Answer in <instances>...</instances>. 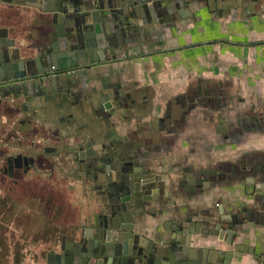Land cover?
Returning a JSON list of instances; mask_svg holds the SVG:
<instances>
[{
    "label": "crops",
    "instance_id": "1",
    "mask_svg": "<svg viewBox=\"0 0 264 264\" xmlns=\"http://www.w3.org/2000/svg\"><path fill=\"white\" fill-rule=\"evenodd\" d=\"M164 8L172 15L138 7L126 32L98 29L96 67L82 78L85 83L71 84L70 77L60 75L59 87L71 85L72 104L43 124L61 128L60 137L69 144H114L128 158L163 159L171 175L155 178V201L136 223L143 235L174 236L183 244L185 230L194 231L189 248L212 262L264 264V180L215 183L192 172L195 164L209 169L221 155L236 158L264 150V0H168ZM22 9L17 17L1 16L0 26L14 28L17 42L35 48L37 56L44 45L41 36L55 27L38 19L40 9ZM235 108L255 122L246 120L249 124L238 128L231 120L241 115L234 114ZM105 114H110L108 121ZM228 134L248 138L243 149L238 145V154L234 145L242 141H224ZM147 161L161 169L157 161ZM178 163L190 178H175ZM95 184L84 187L86 220L61 239L56 253L65 242L76 251L86 231L92 234L89 228L103 213L105 196V187L101 193ZM47 253L40 264L47 262ZM233 254L239 256L228 262Z\"/></svg>",
    "mask_w": 264,
    "mask_h": 264
},
{
    "label": "flooded vegetation",
    "instance_id": "2",
    "mask_svg": "<svg viewBox=\"0 0 264 264\" xmlns=\"http://www.w3.org/2000/svg\"><path fill=\"white\" fill-rule=\"evenodd\" d=\"M28 4H39L37 0H0V17L3 15L17 17ZM40 20V15L38 16ZM44 22V21H43ZM14 28L0 26V178H9L17 182L20 178H70L84 183L95 182L94 189L104 192L105 182L118 178V169L125 163H132L139 169V178H170L169 168L164 166L163 159L146 157L140 161L128 158L123 151L112 145L101 147L86 141L69 144L65 137H60V130L53 122L46 127L51 113L61 108H68L74 96L71 85L58 86L60 75L70 77L71 84L81 83L85 75L94 68L81 65H67L61 69L48 64L27 66L16 63L15 71L5 63L10 55L21 56L30 46L20 45L13 36ZM53 32V31H51ZM51 38V33L48 35ZM98 35V39H101ZM94 41V40H93ZM92 43V41H91ZM31 73V75L29 74ZM26 74V80L44 77L49 85L47 92L34 87L33 81L25 85V78H16ZM83 74V75H80ZM81 77V78H80ZM32 79V80H33ZM32 83V84H31ZM72 108V107H71ZM110 114H105L108 117ZM109 125V124H108ZM238 141L239 135H224V141ZM230 141V142H231ZM117 146V145H115ZM157 161L161 169H154L147 160ZM122 163V165H120ZM127 165V164H126ZM175 178H190L178 163ZM107 169H110L108 172ZM196 178H210L215 183L225 178H262L264 180V150H255L236 158L225 155L206 169L200 165L193 166ZM158 170V171H156ZM190 170V169H189ZM131 172L128 178H138ZM179 173V174H178ZM173 175V174H172ZM85 189V188H84ZM255 193V192H254ZM156 193L153 195L155 198ZM258 192L256 197H260ZM262 202L257 203L262 206ZM62 236L61 239H67ZM54 249L47 253L46 258ZM46 259V260H47Z\"/></svg>",
    "mask_w": 264,
    "mask_h": 264
},
{
    "label": "water",
    "instance_id": "3",
    "mask_svg": "<svg viewBox=\"0 0 264 264\" xmlns=\"http://www.w3.org/2000/svg\"><path fill=\"white\" fill-rule=\"evenodd\" d=\"M37 1L39 4H28V7L40 9L38 15L44 23L55 28H50L53 31L50 32L51 38L47 35L41 36L44 45L39 48L37 56L33 54L35 48L27 49L26 54L29 55L23 59L20 55L9 56L5 63L14 71L16 63L32 67L48 64L57 69L66 68L67 65L96 67L94 57L97 54L93 40L99 35L98 29L104 31L110 27L126 32L125 26H130L128 20L132 19L136 9L141 6L161 16L172 15L164 8L168 0ZM166 9H170V6ZM16 78H25L22 85H29V81H33L34 87L42 92H47L49 87L44 77L27 81L24 74ZM139 169L142 168L136 169L132 163L120 166L118 178L107 180L105 196L101 203L103 213L98 215L94 227L89 228L92 234L87 235L86 231L77 244L76 251L69 249L70 242H65L59 253L49 254L45 264H228L225 259L212 262L205 253L193 252L189 246L194 231L185 230L183 244L174 236L169 240L163 237L160 239L158 234L149 238L137 231V219L146 212L147 206L155 201L153 194L156 193L155 178H139ZM132 171L137 173L138 178H128ZM181 230L184 231L182 228ZM232 235L233 232L229 243L234 241ZM238 250L243 249L238 247ZM233 256L239 255L233 254L227 257V261ZM186 257L188 263H184Z\"/></svg>",
    "mask_w": 264,
    "mask_h": 264
},
{
    "label": "rangeland",
    "instance_id": "4",
    "mask_svg": "<svg viewBox=\"0 0 264 264\" xmlns=\"http://www.w3.org/2000/svg\"><path fill=\"white\" fill-rule=\"evenodd\" d=\"M234 114H241L231 119L238 128L249 124L246 120L255 122L244 119L242 109ZM238 139L242 143L234 145V154L248 138L239 134ZM84 196V183L70 178H0V264H40L59 248L62 236L77 232L86 220Z\"/></svg>",
    "mask_w": 264,
    "mask_h": 264
}]
</instances>
